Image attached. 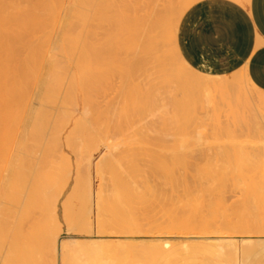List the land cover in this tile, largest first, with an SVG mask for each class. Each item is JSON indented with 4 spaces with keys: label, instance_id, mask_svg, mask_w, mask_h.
<instances>
[{
    "label": "bare ground",
    "instance_id": "6f19581e",
    "mask_svg": "<svg viewBox=\"0 0 264 264\" xmlns=\"http://www.w3.org/2000/svg\"><path fill=\"white\" fill-rule=\"evenodd\" d=\"M60 1L61 0H39L38 7L36 8L40 9L42 12L37 14V11H35L36 13H34L33 11L32 16L28 18V15H30L28 13H30V11L27 13L25 11L27 7H28L27 11L31 7V6H28V3L30 2L26 3L27 6H25L26 7L25 10H22L21 8H23V6L21 7L22 4L20 5V2H19V5L21 8L16 5L18 3L15 4L14 0H0V19H1L0 23L1 22L6 23L4 25L2 23H1L2 25L0 24V27L2 26L5 27L6 25V27L4 28L5 30H2L0 28L1 29L0 30V40L7 44V46L4 47V45H2V43L0 42L1 43L0 45L3 47L2 51L4 48H6V50L4 49L3 52L5 51L11 52V50H13V47H14L13 44H15V47H16L15 51H17L16 45H18L17 44L18 41H20L23 37L22 34H19L20 32L19 30L22 28H19L18 30L19 32L17 33V32H14L15 30L13 31L14 27H12L10 30L9 26L7 25L16 26L23 22V25H25V27L23 28H26V25L30 22L29 27L32 28V25L36 23V21H38L37 24L40 23L38 26L42 24L40 26L41 28L45 26L44 28L48 29V27L51 26L52 23L49 24L48 22L46 23V21H48L49 17L52 18L53 15L56 16L57 8L59 10L61 9ZM69 1L72 2L73 0H69ZM162 1L163 0H115L111 2L110 0H98L97 2H94V0H79V4H75V2H72V5L74 4L76 5V7L77 5L79 7L83 6L81 8L77 7V9L74 8L75 6L73 8L76 10L82 9V11L84 9V11L81 14V19L83 21L85 20L84 24L87 23L88 18H89V15L87 13L88 11L86 10L85 12V8L90 9L93 6L95 8V11H94L95 15L97 12L98 16L100 15L99 17H101V19H102V16L105 15L103 12L104 10L106 11L110 10L111 12L114 13L112 18L114 17L113 22L116 23L117 26H120V32H119L120 36L118 38V41L122 45L121 47L122 52L120 54L122 56L119 55V59L121 60V63L123 64H120L119 66L122 69L121 72L124 75L125 83L127 84L126 91L129 92L132 98L133 97L135 98V100L134 98L132 100L134 102L136 101L137 103V104L133 103V106L136 105L134 107V109L136 110L135 112H137L138 110L137 106H139V108L146 109L149 107L156 106L158 102L157 96L155 94L156 90L155 91L153 90L154 91L153 92L149 90L148 88L143 87L141 82L136 80V75H137L136 72L139 71L138 69L140 68V66H142L141 62L144 57L143 55H147V56H151L153 54L155 55V52H158V50H162L161 49L162 47L160 46V44L162 43V38H165L166 41L171 44V46L173 47L172 48L173 54L172 52L171 54L173 55V58L176 61V65H177L175 67L176 69L173 70V73L171 76H174L177 79V86H178V91H179L178 95H180V97L176 95V96H172L171 101L168 100L170 103V104L168 103L170 106L168 107V109L171 110V111L170 110L169 111L167 110V111L170 112L168 113V115L170 116L169 118L170 126L169 127L171 128L170 129L171 133L169 131L168 132L170 133L172 145H173L172 164H170V157H168V161L164 160L166 164L164 163V161L162 164H165L166 167L163 169H161L160 167V170H162L161 173L162 174L165 173L173 181L174 190L177 189V186L178 187L180 186L181 183H180V180H178V177L176 174V164H178V159L179 157H181V155L185 154L188 148H190L193 144L199 142L202 139V132L200 130H190L188 126V122L196 119L197 114L199 113L198 111L199 108H204V107L218 108L220 107L223 109L222 113L224 114L222 115L225 116V119H224L225 124L221 125L220 126L221 131L219 130L217 132L221 133L220 134L222 136L221 138L225 143L222 150H223V156L225 157V161H226L225 164H227V166L224 167L222 171V181H223L222 186L223 187L227 186L224 183V180L228 176H231L232 179L234 180V183H237V184L232 185L233 187L235 186L232 189L236 190V187L238 189L239 186L237 185L239 183H242L243 181L244 183H242L241 185L244 184L243 186L244 187L246 186L245 187L246 189H244L242 186V188L241 189L239 188V190L240 191L242 189L247 190L246 192L244 191L245 200L247 199V201H250V199L253 198L255 201H258L260 207L262 208V209H259L260 210L259 217L262 216L263 218L262 219L260 218L261 221L254 226V229H251L253 227L250 225L251 223L248 224V222H246L245 224L244 223L242 224V221H241V224L240 223L236 224L233 221L232 215H230L231 213L230 214L227 213L225 206L221 205L223 206L221 207L218 202L215 203V201H212L213 202L212 205H206V204L204 205L205 202L204 203L202 202L203 205L201 203L199 205V202L202 199L200 198V196L204 197V193L200 194L199 192L203 191L204 185L202 184V182H198L196 186L194 185L192 186L193 189L194 187H196L194 190H192V187L190 185L189 186L184 185L183 188H184L185 193L183 195V198L180 199L181 196H179L180 200L178 199L179 200L178 202H176L173 199V201L175 202H173L174 203L173 207L170 209L171 211L170 213H172L171 214L172 218L170 215V218L172 220L170 221L172 223L173 228L179 231L180 230L182 231L200 230L199 231L200 233L203 232L206 234L204 235L203 234H200V235L193 234V235H190V237H182L183 240L188 239L190 242L189 241L187 242L185 240L175 242V240L172 241V238L170 237L158 238L155 240L150 239L151 242H148L145 246L143 245L142 248L140 247L141 249L139 251L135 250L136 254H134L135 256L134 258L130 255V251H128L126 244H125L126 246L122 245L118 247L114 244H111V242L110 243L106 242L105 238H100L95 235L93 237H87L85 239H82V238L80 239L79 237L74 236V235L69 236L67 239L65 238L62 239L63 237L61 238L60 234L58 235V232H60L59 230L60 227L58 226L59 228L57 230L56 228L57 226L55 225L56 220L54 221V220H51V218H47L46 217L47 215L45 216L46 218L43 217V219L45 218V220L41 219L37 221L36 223H34V228H32V230H26L27 228L25 224L26 218L32 208L40 207L44 211H47V210L50 211V209L52 210V207L54 206L56 207V204L58 203L60 196L64 193L66 189L65 184H66L68 175L73 170L70 160H67L70 158L67 157V159H63L61 161V156H59L60 160L59 159H56V160L57 161L59 160L61 163L59 162L58 164V162L56 161L58 165L56 164L57 167L55 168L53 166L54 163L52 164L53 157L49 158L50 156L48 155L49 151H47L49 144L55 143L54 146L59 145V144H56L57 142L56 137H53V138L50 137L49 139H47L48 138L47 129L49 126L48 122L50 120L51 121L53 120L51 119L52 118L51 115L49 116V114H51L52 112V109H50L51 110L50 112V110L47 108L48 105L50 104H48L47 102V107H45L46 109L49 110V113H48L46 109H42V108L40 109L38 107L39 106L38 104L36 105L34 102L31 101V99H28L29 96H32L29 94L30 92L28 93V88L30 87V84H32V82H35V85L33 86H35L36 89L38 88V92L43 95L42 98H40V102L42 101L43 104L45 100L52 102L54 100V97L60 94L59 95L60 103H61L60 107L61 109H63V112H60V114L56 112L57 113L56 114L54 111V113L56 114V119L54 121L57 123L53 121L54 122L53 125L54 124L55 125L54 127L52 125L51 133L53 135L57 133V137L58 135L61 136L60 134L62 130H64L63 126H65V124L67 123L66 121H68L67 118L72 116L73 113H75L71 111L72 109L71 110L68 109V107L69 105H71V108H72V105L74 107V105H76L75 103H77L74 100L76 95L73 94L74 92L77 91L76 89L77 87L75 88V85L77 83L76 81L72 82V80H74L75 77L74 78L72 77L73 79L69 81V79L71 78L70 77L67 79L68 84L67 85L65 84V87L62 84V86L65 89L61 91L62 86L60 88L59 85H61V82L63 83L64 82L63 80L66 79L63 76L64 75L66 76L67 75L66 73L68 71L64 67V69L66 70H64V73L62 72L61 68L63 66L61 65L59 60H57L59 64L56 63L57 62L56 60L54 61L56 64L53 62L52 72L46 78L44 76H41V74L40 75L35 74L36 70L33 71L32 68H35L36 65L39 63L38 61L41 59V53H40L41 50L39 49H41V47H43L42 45H44V43H42L44 41L43 39L42 42L39 40L40 43L42 44L38 43L37 46L35 44L30 47H28L27 45H23L25 46V49L26 47L29 48L27 49L28 52L30 51L28 53L30 56L28 55L29 57L27 58V60L25 59L27 61L26 66H28L29 69L31 68L30 71L32 70V72L29 73L30 75L29 74L24 75L22 76V78L20 77L21 79H19V77H16V79L18 78L17 79L18 81H14L15 78L10 76L13 80V82L12 80H11V83L9 82L11 86L10 87V86H7L9 85L8 84L9 80L7 81V78L6 79L4 78V76H6L7 73L5 72L6 74H4V76H3V73L0 74L2 76L0 77V82L2 84V85L0 84V93H1L0 95V158H1L0 162L1 160L4 161L5 158L8 159L7 168L5 167L7 174L4 176V178H1V185H2L1 193H2L3 199L5 200L3 201L6 202L5 203L6 205L3 206L4 205L3 201L0 199L2 201L1 204L3 206V209L2 208L1 209L2 211L4 210L2 213H0L2 214V216H0V264H58V261H57L58 256L61 258V261H62L60 262L61 264H264V235H261V236L249 235L250 233L254 234L258 232H260L258 234H262V233L264 234V214L263 215L261 214V210L262 212H264L263 211L264 210V91L258 88L252 82L249 75L244 70L235 71L231 74H218V73L212 74V73H207V72L198 70L194 68L193 66H191L182 56L180 49L178 47L177 39H178V30H179L180 21L184 13L195 2H197V0H183L180 6V9L177 8V10H179L177 13L174 12L173 8L170 6V4L172 5V3L165 4V2L163 3ZM35 2H37V0ZM31 4H32V1H31ZM58 4H60V7H57L59 6ZM52 7L56 8V10L51 9ZM9 8L10 9L12 8L13 10L11 9L12 11H8ZM52 10H54V12ZM78 12L81 13V11H78ZM106 16H109V15H106ZM72 17L73 16H70L69 21ZM109 18L111 17L109 16ZM90 19L92 20V18ZM96 19H97V16H96ZM26 21L27 23L25 24ZM53 21L54 19L52 20V22ZM72 21L70 22L72 23ZM41 22H44V24L46 23V25L49 24V26H46ZM78 24L81 26L82 23L81 24L78 23ZM36 26L37 25L35 26L33 25L34 29L33 28L32 29L34 31L32 29L31 31H29L30 29L29 27H27L26 30L29 29L27 32L28 33L32 32L33 35H35V32H37L35 31ZM84 29H85V26H84ZM23 30L24 29H22V31ZM26 30H24L23 32L21 31L20 33H27L25 32ZM89 30H91V28H89ZM89 30L86 29L85 30L86 32L84 31V33L87 35H85L82 40V42L84 43L83 47L81 44H79L80 45L79 46L77 43H76V46H74V44L71 45L69 43H73L72 41L70 42L72 38L69 40L68 46L69 45L70 46L69 47L67 46L69 48V49L67 48L68 49L67 53L68 52L70 53H68L69 54L68 56H70L71 58L74 57V55L73 56L71 55H72V52L73 54L74 52H76L75 48L76 47L79 48V52H80V47H82V50L80 52L81 55L79 54L80 57L78 58V56L75 55L76 58L79 59L78 62L75 61L76 62L75 63L73 61V63H75V65H77L78 68L79 66H81L80 69L83 70V73H85V75L87 76L94 71L93 69L100 70L101 67H103L102 69L103 70L105 69V70L104 71L101 70L103 72L99 71V73L97 74V77L98 75H100V72L102 73V76L104 74H107V72L110 75V73H112L114 69L113 68L112 71L109 73V71L111 70V66H114L113 61H116L118 58V56H116L115 54H118V53H114L115 48L112 45L113 43L111 44L112 47L111 46L107 47V49L104 47V49L107 52V55L109 56L107 57L108 59L106 58L107 59L106 60L104 59L107 56L105 50L102 48L104 52L102 51L101 55H99L100 50L102 49L100 50L99 48L97 49V45L95 46L94 44V46L96 47V50L98 51V54L97 52L96 53L94 52V53L97 54L99 58L101 56L103 57L104 61H107L108 64L102 60L104 64L106 63L107 66L108 65L110 66V70H108L109 67L105 65L100 66L99 63L102 61H100L99 58L97 59L95 55L91 53L93 50L92 48L94 47L93 46L94 42L91 43L92 44L91 46L93 47H90L88 46V43L90 44V42L92 41V40H89L91 38L88 39L89 42L86 40L89 36H91L92 39H94L93 32L91 33V31L89 32ZM48 31L50 30L48 29ZM75 32H78V29ZM39 33L40 31L38 32V34H36V36L39 35ZM89 33H91L92 35L90 34L88 36ZM51 34H52V31H51ZM80 34H79V37H80ZM50 35L49 34L47 35L49 36V38L45 36L47 41L50 39ZM64 36H66V34ZM34 37L35 36H33V39H35ZM110 39L107 40L106 43L100 44V45L107 46L108 41L112 42V40ZM46 40L44 42H46ZM22 44H20L21 47H22ZM73 46H74V49L71 50L70 48H72ZM89 48H91V50ZM67 49L65 48V50ZM18 50L20 49L18 48ZM110 52H112V54ZM113 54L116 56V58L115 56H113ZM124 54H125V58H128L129 56L133 55L132 60L127 61L126 59V61H124V57H123ZM159 54L160 53L158 54L156 53V55H159ZM6 56L8 57V54H6ZM57 57L59 58V56ZM81 57L84 59L82 60ZM90 57H93V58L90 59ZM111 57H114V60ZM155 57L156 59H158L157 58L158 56H155ZM151 58H154V57H151ZM14 59H12L11 61L12 64H13ZM93 59H97L99 63L96 62V60L94 61ZM119 59L116 61V63L120 62ZM156 59H153V60H156ZM90 60L92 64L90 63ZM153 60L150 61V63H152ZM1 61L2 60L0 59V62ZM79 61L81 63H79ZM94 62L98 63V64L95 63V65L99 66L98 67L99 69L93 64ZM4 63L5 61L2 62V65ZM157 64L158 63H156V66ZM4 65H5L4 70L5 69L7 70L6 67L9 68V66L7 65H10V64L5 63ZM59 65H61L60 68H59ZM91 66L92 68L94 66V68L92 69ZM158 66L162 67L160 64H158ZM0 67L3 68V66H0ZM12 67L13 66H10L11 69L14 68ZM56 67L61 72L58 73ZM106 69H107V72H106ZM13 72H14V69L11 73ZM94 74L96 75V72H94ZM68 75L73 76L69 74V72H68ZM168 75H169L168 73H167V77L166 75L165 76L163 75L164 79L166 77L168 80L169 79ZM102 76L100 75L99 79ZM104 76L102 78H104ZM1 78L4 79V81H2ZM4 82L6 84H4ZM74 82L75 84H73ZM6 86L7 88H5ZM33 86L32 88H34ZM153 87L154 86L152 85V89ZM8 90L9 91L12 90V92L11 91L9 92ZM13 90L16 92V94H14L15 92H13ZM34 90H32V92ZM7 91L11 93L12 95H10ZM4 94H7L8 98L9 96L10 97L12 96L13 99L10 98L11 100L9 101L8 99L6 100L7 97H5ZM13 94L14 96L18 94L19 95L17 96V98H14ZM125 94L128 97L130 96L128 93H125ZM3 96L4 98H2ZM33 96H34V93H33ZM71 97L73 98L72 100H71ZM83 97L82 99L85 100L86 97L85 98ZM1 98L3 99L2 101H1ZM71 101L72 102L75 101V103L73 102L72 104ZM87 101H84V102H87ZM119 102L121 103V101ZM12 103H15V104L17 103L18 104L17 108H19L18 106H20V108L22 109L19 108L15 112H13V110L11 109L10 111L12 112L10 111L7 112V110L5 109L6 106L8 105V108H9L11 107L10 105H14ZM50 106H52V104ZM3 108L5 109L6 112H4ZM14 108H16V106H14ZM75 108H78V107L75 106ZM89 108H86V109L89 110ZM125 108L126 107H124V109ZM69 110L70 112H72L70 115H69ZM55 114L53 115L54 117H55ZM118 115L120 117V114ZM49 117L51 118L49 119ZM78 117H76L77 119H75L74 117L75 121L76 120L77 121L74 122V119H73L74 124L72 125V128L75 125L74 126L75 128L73 129H76L77 131L75 130V132H79L82 136L79 133L78 134L82 138H79L80 136H78L77 133H75L74 130L71 128L70 129L72 131L70 130L71 132H69V135L70 134L72 135L74 133L73 135L76 134V136L72 135L74 139L78 137L79 140L84 139V137L86 136L87 138H91V135H89L91 133L88 132L90 131L88 129H92V128L87 127L88 124H86L85 120L84 122L82 121V117L85 118V115H82V117H80L81 119H78ZM115 118H117V116ZM63 120H65L64 122L65 124L63 125V122H62L61 124L62 129H60L59 127L61 123L60 121H63ZM17 123L18 125L21 124V126L22 125L26 126L27 124L30 123L31 127L29 128L28 133L32 137V140L33 139L41 140L44 137H46L47 139V140L45 139L46 141L44 140L45 141V144L43 143L44 147L42 146L43 150H42L41 158L35 157L36 154L34 155L35 162H33L34 158L32 157H31L32 159L28 158L32 155L31 153L33 152V150L31 151V149L28 148L27 144L28 143L31 144L32 140H29L31 142H27V144L25 143L26 141L24 140L25 142L21 141L19 142V145H16V144L10 145V138L12 140L14 137H12V135H5V133H7V129L5 128L9 126L11 127V129L8 132L13 131L15 129L13 124H17ZM3 129H5L6 131ZM92 130L90 132H94ZM101 132L102 131L98 132L100 138L97 136L99 138V141L97 142L93 141L94 142L93 143L92 140H87L85 138V140H87L88 143L85 146L83 145V143H81L84 147H82V145L76 146L78 148L80 147L81 149L80 148L77 149V151H80V154H79L80 157H79V160L77 159V162H76L77 165H75L77 174L75 177L74 188H73V191L71 192L70 197L69 196L64 197V200H63V204L65 205L69 203L71 198L73 197L77 198L80 201L81 208L80 210H78L79 219L77 218L76 219L82 220L84 222V225H86V228H87V232L89 233L91 232L90 228H92L93 223H94L93 222V210L94 209H96L95 211L96 221L95 222L101 230L102 228L104 229V227L111 225V222H109L110 220L112 221L113 225L117 221L120 220V218L122 217V213L126 212L127 206L125 204L127 202L130 203L131 200L132 202L133 200L135 201L140 195H141L140 197H144V193L142 190L138 191L134 186L131 185L130 178L132 175V170H130V168L132 167L128 165L131 162L130 161L131 158L128 156H131V155L127 154L128 156H125V157L130 158L129 162H126L127 160L124 159L125 157L124 158L122 157V159L121 157L119 158L117 154L114 153L115 149L119 148V144H114L113 140L110 141L109 138L111 136H109V133H107L108 135L107 134L100 135ZM15 133L13 132L12 134H15ZM169 133H167L166 135H168ZM104 135L105 136L107 135V136L105 137ZM242 136L243 137L245 136L246 138L241 140L240 137L243 138ZM250 138L254 139L253 140L254 143L253 141L250 140ZM111 139L113 138L111 137ZM41 142H43V140H41ZM95 143H97V145ZM101 143L106 148V151H105L106 153L104 152L101 155L100 159L95 162V154L92 151L94 148H96L95 146H98ZM93 144L95 145L94 148H93ZM69 146L70 144H68V147ZM74 146H70V147L72 148ZM123 146H126V145L124 144ZM127 147L130 148L127 145L126 149ZM72 149L76 150L75 147ZM136 151H138L137 148H136ZM78 153L76 155H78ZM104 154H107V155H104ZM118 154H121V153H118ZM135 154L133 156H135ZM119 156H122V155H119ZM36 158H37V161H36ZM49 159H51L52 161V162L50 161L51 164L49 163ZM122 161L126 163L123 164L121 163ZM1 164H4L6 166V161L4 163L2 162ZM1 166L3 167V165ZM124 166L130 167V168L129 169L127 168L126 170ZM136 169L137 168H135V170ZM94 171L97 175L99 174L101 175V177H105L103 178V180L106 178L109 179L108 180L109 186H108L107 192L102 188L95 189L94 178H93ZM0 177H1V174H0ZM146 189L151 191L150 187ZM235 190L233 191L231 190V192L229 191L233 195V197L231 196L232 198L236 197L234 194L238 195V190L236 191ZM238 197L239 196H237V198ZM204 199L206 200V198ZM204 199L202 200L205 201ZM236 200L239 201L240 199L239 200L236 199ZM208 202L209 201H207V204ZM244 202L247 203L246 201ZM201 205L203 206V208H200ZM208 206H211L209 207L211 209L209 218L207 217L208 216L207 213L210 210ZM213 206L215 207L214 208L215 210L213 209ZM222 208H224L225 210L223 209L221 211ZM203 209L207 211V213L206 212L202 213V211H204ZM218 210H219V213H218ZM229 210L233 211V208ZM239 210L241 211V209ZM49 213H46V214H49ZM105 213L108 214L107 216H110L109 221ZM103 214L105 215V217H107V220L103 219L105 217L101 218ZM219 214L221 215V217L219 216ZM254 217H253L254 220H253L252 225H254L255 219L258 218V217L257 218H254ZM69 227L70 228L68 229L73 230L72 226H69ZM236 228L238 229V231L241 230L247 235L237 237L235 235L228 234L229 230H234ZM225 229L228 230L227 234L223 233Z\"/></svg>",
    "mask_w": 264,
    "mask_h": 264
},
{
    "label": "rangeland",
    "instance_id": "374dc122",
    "mask_svg": "<svg viewBox=\"0 0 264 264\" xmlns=\"http://www.w3.org/2000/svg\"><path fill=\"white\" fill-rule=\"evenodd\" d=\"M16 1L17 0H14L15 4L18 3V4H16L18 7H20V5L22 4L21 7L23 6V8H24L23 9V8L20 7L22 10H25V8H26L25 6H27L26 3L30 2V3H28V6H31L30 8H32V9L29 8V10L27 11V8H28L27 7L26 11H25L26 13L30 11V13H28V14H30V15H28V18H30V16H32V14H33L32 12L33 11H34V13H36L35 11H37V14L42 12L40 9L36 8V7H38V4H39L38 1L39 0H37V2H35L36 0H34V1L33 0H28V1L25 0V2H24V0L23 1L19 0L17 2ZM20 1H22L23 3L20 2ZM31 1H32V4H31ZM97 1L98 0H94V2H97ZM110 1L113 2L115 0H110ZM182 1L183 0H166V1L163 0L162 2L163 3L165 2V4L172 3V5L170 4V6L173 8V11L177 13L179 11V10H177V8L180 9ZM19 2H20V5H19ZM72 2H75V4H79V0H73ZM72 2L69 1V0H61L60 1L61 7H60V4H58L59 6H57V7L61 8L60 10L58 8L56 10V8H54L55 6L51 8V9H55L57 11V13L60 12V13H58L59 15L56 13L57 17L55 15H53L52 18L49 17L50 19L48 18V21H46L44 19L46 21V23L47 22L49 24L52 23V25L49 26V24L46 25V23L44 24V22H41L44 25L49 26L48 29L50 31H48V29L44 28L45 26L44 27L42 26L43 28H41L40 26L42 24L40 26H38L40 24V23L37 24L38 21H36V23L33 22L34 26L37 25L35 27V31H37V32H35V35H33L32 32H29L31 34H29L27 32L29 29H30L29 31H31V29L33 28V25H32V28L29 27L30 26L29 25L30 22L27 24L28 26L26 25V28H23V27H25V25H23V22L21 24H19V25H16V26L7 25V26H9L10 30H11L12 27H14L13 31L15 30L14 32H17V33L19 31L21 32L22 29L26 30L27 27H29V29L25 31L27 33H20L19 32V34H22L23 37H22V39L20 41H18L17 44L20 45L23 42H25V43L22 44V47H21V45L20 46L16 45L17 46V51H15V48H16L15 44H13L14 47H13V50H11V52H8V51L3 52L4 49L6 50V48H4L3 51H2L3 47L0 45V47H1L0 48V59L2 60L0 62L1 63L0 66H3V68L0 67V74L3 73V76H4V74L7 73L6 76H8V77L4 76L5 79L7 78V81L9 80L8 81L9 85H7V86H10V83H11V80H12L11 77L15 78L14 81H18L17 80L18 78L16 79V77H19V79H21L22 76L28 75L30 72H32V70L33 71L36 70L35 71L36 75H40L41 74V76H44L46 78L52 72V68H53L52 65H53V62L55 60L56 61L59 60V62L63 66L62 67L63 69L61 68L63 73H64V70L67 69L69 74L73 75V76H69L68 72L65 71V72H67L66 73L67 75L66 76L64 75L63 77L66 78V79L63 80L64 81L63 83L61 82V85H59V87L61 88L62 84L65 87V84L66 85L68 84L67 79L70 78V77L71 78L69 79V81L72 80L75 77L76 79L74 78V80H72V82L76 81V83H77L75 85V88L77 87L76 88L77 89V91H76L77 93L76 92L73 93V94L76 95L74 100L77 103H75V101H73L76 105H74V107L72 105V108H71V105H69L70 108L68 107V109H70V110L72 109L71 111L75 112V113H73L72 116L68 117L70 119L67 118V120L69 122L66 121L67 122L66 124L64 123L66 119L63 120V121H60L61 122L60 125H59L60 129H62L61 128L62 127L61 126L62 122H63V125L65 124V126H63L64 130H62V132L60 134L61 136L58 135V137H57V133L54 134L55 136L51 133L52 132L51 131L52 130L51 127H52L53 123L55 122L54 120L56 119V114L57 113L60 114V112H63V109H61V107H60L61 106L60 96H59L60 94L56 95L54 97V100L52 101L53 103L51 101L45 100V102L43 104L42 101L40 102V98H42L43 95L38 92V88L36 89L35 86H33V85H35V82H32V84H30V87L28 88V93L30 92L29 93L30 95L33 96V93H34L33 98H32V96H29L28 99H31V101L34 102L36 105L38 104L39 105L38 107L40 109L41 108L42 109H46L45 107H47V102L50 105L52 104V106L48 105V107H47L49 110L52 109V112H53V114H52V112L50 110L51 114H49V116L51 115L52 118L49 117V119L51 118L53 120L52 121L50 120L51 122L50 121L48 122L49 126H48V129H47V135H48L47 139H49L50 137H52V138L56 137L57 138L56 144H59V145L54 146L55 143L54 144L53 143L49 144V146L47 148V151H49L48 152L49 154L47 152L46 153L48 155H50L49 158L53 157V162L51 161V159H49V163L50 164H51V162H52V164L54 163L53 166L55 168V167H57L56 166V164H57L56 163V161H57L56 159L60 160L59 156H61V161L63 159H67V157H68L70 159H67V160H70V163L72 165L73 170L68 175V178H67V181H66V184H65L66 189H65L64 193L60 196L59 201L56 204V207L55 206L52 207V210L50 209L51 212L49 210H47V211H49L52 214H50L47 211H44L40 207L32 208L30 210L27 218H26V223H25L26 227H27V228L25 227L26 230H32V228H34V223H36L37 221H39L41 219L45 220L46 217L47 218H51V220H54V221L56 220L57 221V222L55 221V223H56L55 225L57 226L56 227L57 230L60 227L59 228L60 232H58V235L60 234V237L61 238L63 237L62 239H64V238L67 239L69 236H72V235L77 236L80 239L81 238L85 239L87 237H93L95 235V236L100 237V238H105L106 242H109V243L111 242V244H114V245H116L118 247L122 246V245L124 246L126 244L127 246L126 245L125 246L128 248V251H130V255L134 258L135 257L134 254H136L135 250L139 251L143 247V245L145 246L148 242H151L150 239L151 240H155V239H158V238L170 237V238H172V241L175 240V242H177V241L179 242V241L183 240L182 237H190V235H193V234H195V235L196 234L197 235L206 234V233H203V232L200 233L199 232L200 230H186V231L180 230L179 231V230L173 228L172 223L170 221V220H172L171 219L172 218V215H171L172 213H170L171 212L170 209L173 207V204H174L173 202H175V201L178 202L181 198H183V195L185 193L184 192V188H183L184 185H188V186L190 185L192 187L193 185L196 186V184L198 182H202V184L204 185L203 191L199 192L200 194L204 193V197L200 196V194H199V196L202 199L206 198V200L204 199L205 201H203L201 199L202 201L200 200L199 205H200V203L202 204V202L203 203L205 202L204 205L205 204L206 205H212V203H213L212 201H215V203L218 202L220 204V206L221 205L225 206L227 213H229V214L231 213L230 215H232L233 221L236 224L237 223L241 224V221H242V224L243 223L245 224L246 222H248V224L251 223L250 225L253 226L251 229H254V226L261 221L260 218L261 219L263 218L262 216L259 217L260 216V214H259L260 210L259 209H262V208L260 207L258 201H255L253 198H251L250 201H247V199L245 200V195L244 194H245V192L247 190H244V189H246L245 188L246 186L244 187L243 186L244 184L241 185L244 182L242 181V183H239L237 185V186H239L238 189L236 187V190H238V195L234 194L236 196L234 198H232L233 195L230 192H231V190L232 191L235 190V189H232V188L235 187V186L233 187L232 185L233 184H237V183H234V180L232 179L231 176H228L224 180V183L228 187L227 186L226 187L222 186V183H223V181H222V171H223L224 167L227 166V164H225L226 161H225V157L223 156V150H222L225 143H224V141L221 138L222 137L220 135L221 133L217 132L219 130L221 131V127L220 126L225 124V120H224L225 116L222 115V114H224V113H222L223 112L222 108H220V107H218V108H213V107L199 108L198 109L199 113L197 114L196 119L191 120V121L188 122V126H189L190 130H200L202 132V139L199 142L193 144L190 148H188L187 151L185 152V154L181 155V157H179V159H178V164H176V174H177L178 180H180V183L182 185L180 184V186L179 187L177 186V189L174 190L173 189V181L165 173H163V174L161 173L162 170H160V167H161V169L166 167V165H165L166 162L165 161H168V157H170V164H172V147H173V145H172V140H171V136H170V133H171V130H170L171 128L169 127L170 126L169 125L170 116L168 115V113H170V112H168L170 109H168V107H170L169 106V104H170L169 101H171L172 96H176V95L179 94L178 86H177V79L174 76H171L172 73H173V70H175L176 69L175 67L177 66L176 65V61L174 60L173 55H172L173 54V52H172V48L173 47L171 46V44L168 43L165 38H162V43L160 44V46L162 47V48L161 47L160 48L162 50H158V52H155V55L153 54L151 56H147V55H143L142 54L144 56L143 57L144 60L142 59V62H141L142 66H140V68L138 69L139 71L136 72V74H137L136 75V80L141 82L143 87L148 88L151 91H153V90L155 91L156 90L155 94L157 96V101L158 102H157L156 106L149 107V108H146V109H142V108H139V106H137L138 107L137 109L139 110V112H138V110H137V112H135L136 110L134 109V107L136 105L133 106V103L135 104L136 101L134 102L132 100L134 97L132 98L131 95L129 94V92L126 91L127 90V87H126L127 84L125 83V79H124L125 77H124V75L121 72L122 69L119 66L120 64H123V63H121V60L119 59V55L122 52V49H121L122 45L118 41V38L120 36V33H119L120 32V26H117L116 23L113 22L114 21V17L112 18V16L114 15V13L111 12L110 10H108V11L104 10L103 12H104L105 15H103L102 19H101V17H99L100 15L98 16L97 12H96V15H95V12H94L95 8L93 6L91 7L92 9L91 8L90 9L85 8V12H86V10L88 11L87 13L89 15V18H88L87 23L85 22L86 24H84L85 20L83 21L81 19V14L84 11V9H83V11H82V9L81 10H76L77 7H79V6L77 5V7H76V5H74V4L72 5ZM73 7L76 8V9H74ZM81 7H83V6H80L79 8H81ZM11 9L9 8L8 11H12L13 10V9L12 10ZM52 11L54 12V10H52ZM78 11H81V13H79ZM106 15H109L112 19L109 18V16H106ZM70 16H73L72 17L73 19L72 18L71 19L74 22L70 19V21H72L73 24L69 21ZM96 16H97V19H96ZM54 17H56V18H54ZM74 17H76V18H74ZM103 17H105V18H103ZM90 18H92V20ZM106 18L109 19V20H107ZM53 19H54V21L52 22ZM26 23H27V21L25 22V24ZM53 23H54V25H53ZM78 23H80V24L82 23L81 26ZM2 24L4 25L6 23L3 22ZM31 24H32V22H31ZM78 25H79V27H78ZM84 26H85V29H84ZM5 27H6V25H5ZM5 27L2 26L0 28L2 30H5L4 29ZM16 27H18V28H16ZM88 27L91 28V30H89ZM19 28H22V29L19 30ZM36 28H38V29H36ZM39 28H41V29H39ZM117 28H118V30H117ZM74 29H75V31H77V29H78V32H75ZM79 29H80V31H79ZM86 29L89 30V32L91 31V33L93 32V38H94V39H92V37L89 36L91 33L88 34L89 37L86 40L88 41L89 38H91L89 40H92L90 42V44L88 43V46L93 47L94 44H95V46L97 45V49L99 48V50H100L102 48L104 49V47L107 49V47H110L111 44L113 43L112 45L115 48L114 49V53H118V54H115V55L118 56L117 60L119 59L120 62L116 63L117 60L113 61V65L114 66H111V70H110V66L106 65L107 61H104L103 57L100 56V58H99V56L97 55L98 51L96 50V47L94 46L92 48L93 49L92 52L90 51L91 48H89L90 49L89 51L91 53H93L97 59L99 58L100 61L103 60L104 62H106L105 64L103 63V61L99 63V61L97 59H93L94 61L96 60V62H98L100 64V66H102V65L104 66L105 65V66L109 67L108 68V70H110L109 73L114 68L112 73H110V75L108 74L107 69H106L107 74H104L106 77L103 75L104 78H102L103 76H102V73H101V72H103L105 70V69L104 70L102 69L103 67H101L100 70H97V69H93L94 66H93V68L91 66V68L94 71L93 72L91 71L92 73L89 74L88 75L89 77H88L87 75H85V73H83V70L80 69L81 66H79V68H78V66L75 65V63H76L75 61L78 62V60H79L78 58L81 55L80 52H81L83 44H84L82 42V40H83L84 36L87 35V34L84 33V31ZM39 31H40V33H39V35H37L38 36L37 37L36 34H38ZM51 31H52V34H51ZM41 32H42V34H41ZM44 33H46V34H44ZM69 33H70V35H69ZM48 34L49 35L51 34L50 35V39H49L50 41L49 40L47 41L46 38H45V36L49 38V36H47ZM65 34H66V36L67 35H69V36H67V38H66V36H64ZM79 34H80V37H79ZM31 35H32V37H31ZM33 36H35L34 37L35 39H33ZM63 37H65V38H63ZM81 37H82V39H81ZM40 38H42V39H40ZM43 39H44V41L46 40V42H44ZM109 39L112 40V42L108 41L109 44L107 43V46L106 45L105 46L100 45V44L106 43V41L109 40ZM39 40L41 42L43 41L42 43H44V45H42L43 47H41V49H39V50H41V52H40L41 53V59L38 61L39 63L36 65V67L32 68V70L30 71L31 68L29 69V67L26 66V62H27L26 60L30 56L28 54L30 51L28 52L27 49H29V48L26 47V49H25V46H23V45H27L28 47H30V46L35 44L37 46V44L40 43ZM67 40H68V42H67ZM69 40H70V42L72 41L73 43H69ZM103 41H105V42H103ZM0 42L2 43V45H4V47L7 46V44L2 42L1 40H0ZM95 42H97V43H95ZM42 43H40V44H42ZM68 43L71 44V45L74 44V46H76V43L78 45L79 44L82 45V47H80V52H79V48H77V47L75 48L76 52H74V54L71 51L72 52L71 56L74 55V57H72V58L70 56H68L69 55L68 53H70V52L67 53V51L69 49L68 47L70 46V45L68 46ZM91 43H93V46H91L92 45ZM61 45H62V47H61ZM65 45H66V47H65ZM45 46H47V47H45ZM74 46L72 48H70V49L73 50ZM18 48L20 50H18ZM65 48L66 49L68 48V49L65 50ZM59 49H61V50H59ZM103 49L100 50L99 55H101L102 51L104 52L105 49L104 50ZM63 51H64V53H63ZM110 51H112V50H110ZM94 52L95 53L97 52V54H95ZM105 52H106V50H105ZM171 52H172V54H171ZM75 53H77L78 55L75 54ZM110 53L112 54V52H110ZM156 53L157 54L160 53V54L156 55ZM161 53H162V55H161ZM6 54H8V57L6 56ZM75 55L78 56V58H76ZM106 55H107V52H106ZM115 55L113 54V56H115ZM57 56H59L60 59ZM116 56H115V58H116ZM120 56H122V55H120ZM155 56H158L157 57L158 59H156ZM160 56L161 57L163 56L164 58L163 57L161 58ZM169 56H170V58H169ZM107 57H109V56L107 55L104 59H106ZM123 57H124V61H126V59H127V61H129V60H132L133 55L129 56L128 58H125V54H124ZM151 57H154V58H151ZM14 58H16V59H14ZM74 58H76L77 60L74 59ZM92 58L93 57H90V59H92ZM111 58H113V60H114V57H111ZM166 58H167V60H166ZM12 59L15 60V61L13 60V64L11 62ZM67 59H68V61H67ZM83 59L84 58H82V60ZM145 59H147V60H145ZM151 59L152 60L156 59V60H153V62L150 63V61H152ZM8 60H10V61H8ZM93 60H92V62H93ZM157 60H158V62H157ZM3 61H5V63H7V64H10V65H7V66H9V68L6 67L8 71L6 69L4 70V68H5L4 64L5 63L2 65ZM40 61H41V63H40ZM73 61L75 63H73ZM80 61H79V63L82 62V61L81 62ZM59 62L57 61L56 63L59 64ZM96 62H94L93 64L95 65ZM90 63H91V60H90ZM98 63H96V64H98ZM156 63L160 64L162 67H159L158 64L156 66ZM61 65H59V68H60ZM110 65H112V64H110ZM10 66L14 67V68L12 67L14 69L13 73H11L13 71V69H11ZM64 67L66 69H64ZM96 67L98 68L99 66H96ZM91 68H90V70H91ZM161 68H163V69H161ZM56 69H57L58 73L61 72L60 70H58L57 67H56ZM160 69H161V71H160ZM101 70H103V71H101ZM99 71H101L100 75L102 76L101 77L102 79L101 78L99 79L100 75H98V77H97V74L99 73ZM94 72H96V75L94 74ZM166 72L169 74L168 75L169 76L168 80L166 78L167 77V73ZM163 75L164 76L166 75L165 79H164ZM31 76H33V75H31ZM67 76H69V77H67ZM0 77H2V76L0 75ZM98 79H99V81H98ZM1 80L4 81V79H2V78H1ZM12 82H13V80H12ZM0 84H1V82H0ZM4 84H6V83L4 82ZM73 84H75V82ZM152 85L154 86L153 89H152ZM7 86L5 88H7ZM32 86L34 88H32ZM63 86H62L61 91L63 89H65ZM5 88H4V90H5ZM80 88H81V90H80ZM34 89H36V90H34ZM29 90H31V91H29ZM32 90H34V91L32 92ZM10 91L12 92V90H10ZM13 92H15V91L13 90ZM17 93H19V92H17ZM125 93H128L130 96L129 97L126 96ZM7 94H4L5 97H7ZM9 94L12 95L11 93H9ZM14 94H16V92ZM14 94H13V96H14ZM0 95H1V93H0ZM18 95H15L14 98H17ZM82 97L83 98L86 97L85 100L82 99ZM178 97H180V95H178ZM2 98H4V96ZM2 98H1V101L3 100ZM10 98L13 99L12 96L11 97L9 96V98L7 97L6 100L8 99V101H9V100H11ZM72 99L73 98L71 97V100ZM83 100L84 101L88 100V101L84 102ZM134 100H135V98H134ZM43 101H44V99H43ZM119 101H121V103ZM73 102H72V104H73ZM88 102H90V103H88ZM218 102H219V100H218ZM126 103H127V105H126ZM12 104H14V105H10L12 107V108L9 107L10 109L8 108V105L6 106L5 109L7 110V112H9L11 109L13 110V112H15V111H17L20 108V106H18L19 108H17V105H18L17 103L16 104L12 103ZM89 104H90V106H89ZM43 105H45V106H43ZM85 105H86V107H85ZM14 106H16L17 109L14 108ZM67 106H68V104H67ZM75 106H77L78 108H75ZM3 107H5V106H3ZM89 107H91V108H89ZM124 107H126V108L124 109ZM86 108H89V110L86 109ZM5 109H4V112H6ZM20 109H22V108H20ZM48 109H46V111L49 113ZM73 109H74V111H73ZM161 109H163V110H161ZM70 110H69V115L72 113V112H70ZM124 110H126V111H124ZM54 111H55V113L56 112L57 113L55 114ZM131 111H133V112H131ZM10 112H12V111H10ZM130 112L133 113V114H131ZM136 113H137V115H136ZM166 113H167V115H166ZM54 114H55V117L53 116ZM118 114H120V117H119ZM82 115H85V118H87V119L83 118L84 116L82 117ZM101 115H103V116H101ZM116 116H117V118H115ZM74 117H75V119H77L76 117H78V119H81L80 117H82V121L84 122V120H85L86 124H88V126H87L88 128L89 127L92 128V129L94 128L93 130L92 129H88L90 131L92 130V131L95 132L94 133V132L88 131L89 133H91V134H89V135H91V138H87V136H86V137H84V139H82L83 141L79 140V138H82L81 137L82 135L79 132H75L76 129H73V128H75L74 127L75 125L72 128V125L74 124V122L77 121V120L75 121ZM73 119H74V122H73ZM87 120H89V121H87ZM119 120H120V122H119ZM55 123H57V122H55ZM13 125H14V128H15L14 130L12 128L13 131L8 132L11 129V127H9V126L7 128H5V129H7V133H5V135H12V137H14L12 140L10 138V145H12V144L19 145V142L24 141V140L26 141V142L24 141L26 144H27V142H31L29 140H32V137L28 133L29 132L28 130L31 127L30 123L27 124L26 126H23V125L21 126V124L18 125V123L17 124H13ZM54 125H53V127H54ZM20 127H22V128H20ZM219 127H220V129H219ZM70 128L73 129L74 132L77 133L78 136L81 135L79 138L76 137V139L78 138L77 139L78 141L76 139H74V137H73V136H76V134L73 135L74 134L73 133L72 134L73 136L71 134L69 135V132L72 131ZM5 129H3V130H5ZM116 129H118V130H116ZM21 131H22L23 134L21 133ZM96 131H98V132L102 131L101 132L102 134L100 133V135L109 133V136H111L113 138V139H111V137H110L109 138L110 141L113 140L114 144H119V148L115 149V152H114V153L117 154V156L119 158L121 157V159H122V157L124 158L125 156L131 155V156H128V157H130L133 160H131L128 157H125L124 159L127 160L126 162H129V159H130V161H131L130 164H128V163L127 164L129 166H131L132 168L125 167V166L124 167H125L126 170H127V168L128 169L130 168V170H132V175H131V178H130L131 185L134 186L138 191L142 190L143 193H144V197H140L141 196L140 195L138 197L140 199H138V198L136 199L135 198L136 199L135 201L133 200V202H132V200H131L130 203L127 202L128 204L127 203L125 204L127 206L126 207V212L122 213V217L114 225H113L111 220L109 221L110 216H107L108 214L105 213V215L108 217V221L111 222V225L106 226L107 225V223H106V225H105L106 227H104V229L102 228L101 230H100V228L98 227V225L95 222L96 221V212H95L96 209H94L93 210V222L94 223H93L92 228H90L91 232L89 233V232H87V228H86V225H84V222L82 220H77V219H79L78 210H80V208H81L80 201L77 198L73 197V198H71L70 202L65 205V204H63V200H64V197H68V196L70 197L71 192L73 191V188H74L75 177H76V174H77L76 173V169H75L76 168L75 165H77V163H76L77 159L79 160V157H80V155H79L80 151H77V149H79L80 147L78 148L76 146H81L82 145L81 143H83V145L85 146L88 143L87 140H92V142L93 141H95V142L99 141L100 136H99L98 132H96ZM13 132L14 133L16 132V133L12 134ZM58 133H60V132H58ZM167 133H169L168 134L169 136L166 135ZM68 135L71 136V137H69ZM2 136H4V135H2ZM85 138L87 140H85ZM244 138H246V137L245 136L243 138L240 137L241 140H243ZM45 139H46V137L41 139V140H43V142H41V140H39V139H33L31 144H29V143L27 144L28 148L31 149V151L33 150V152L31 153L32 155L30 157H28V158H31V157L34 158L33 162H35V157L41 158L42 150H43V147H44L43 143L45 144V141L47 140V139L46 140ZM250 140L253 141L254 139L250 138ZM79 141H81V142H79ZM107 141H109V140H107ZM253 143H254V141H253ZM65 144H67V145H65ZM68 144H70V146H74L75 145L74 147L76 148V150L72 149L74 147H72V148L70 146L68 147ZM95 144L97 145V143H95ZM122 144L123 145L125 144L126 146L128 145L130 148L127 147V149H128L127 150L126 146H123ZM83 145H82V147H84ZM94 146L95 145L93 144V148H94ZM95 147L97 149L94 148L92 152L95 154V162H96V161H98L100 159L101 155L106 151V148L104 147V145L102 143L99 144L98 146H95ZM136 148H137L138 151H136ZM130 149H131V151H130ZM120 150H121V152H120ZM20 151H21V149H20ZM76 151H77V153L79 152L78 153L79 156L76 155L77 154ZM129 151H130V153H129ZM54 152H55L56 155L54 154ZM118 153H121V154H118ZM135 153H137V154H135ZM134 154H135L136 157L133 156ZM34 155H35V157H34ZM104 155H107V154H104ZM119 155H122V156H119ZM137 155H139V156H137ZM55 156H57V157H55ZM37 158H36V161H37ZM2 159H4V158H2ZM6 159L7 158H5L4 161L1 160V162H0V164H1L2 162L4 163L6 161V166L4 164H1V165H3V167L0 165L1 166V168H0V174H1V177H0V199L2 201L4 199H3V196H2V193H1V190H2L1 178H4V176L7 174V171H6L5 167L7 168L8 159L7 160ZM59 160L57 161L58 164L60 162ZM134 161H136V162H134ZM163 161H164L165 164H162ZM126 162L122 161L121 163L124 164ZM159 163H160V165H159ZM139 166H140V168H139ZM154 166H156V167H154ZM133 167H134V169H133ZM135 168H137L138 171H137V169L135 170ZM93 178H94V187H95V189H101L102 188V189H104L107 192L108 186H109V181H108L109 179L106 178V179H104L105 180L104 181L103 178H105V177H101V175H99V174L97 175L95 173V171L93 172ZM106 181H107V183H106ZM242 186H243L244 189H242L240 191L239 188L241 189ZM149 187L151 188V191L146 189V188H149ZM195 188L196 187H194V189ZM194 189L192 187V190H194ZM154 190H155V192H154ZM156 192H157L158 195L156 194ZM158 192H160V193H158ZM160 194H162V195H160ZM179 196H181L180 199H179ZM237 196H239V197L237 198ZM176 197H178V198H176ZM229 197H231L232 199L229 198ZM173 199L175 201H173ZM236 199H238V200L240 199V200L237 201ZM1 200H0V204L2 202ZM243 200L246 201L247 203H245ZM4 201H3V204H4L3 206L6 205L5 204L6 202H4ZM207 201H209L211 203L208 202V204H207ZM3 206L1 204L0 205V209L1 208L3 209ZM201 206H200V208H203V206L202 207ZM223 206H221V207H223ZM209 207H211V206H208V208ZM214 208L215 207L213 206V209ZM227 208H228V210H227ZM231 208H233V211L229 210ZM2 209L0 210V213H2L4 211V210L2 211ZM223 209L224 208H222L221 211ZM239 209H241V211ZM205 210L204 211L201 210L202 213L203 212L207 213V211H205ZM234 210H235V212H234ZM46 213H49V214H46ZM210 213H211V209L207 213L208 214V216H207L208 218L210 217L209 216ZM218 213H219V210H218ZM221 214H222V212H221ZM261 214L262 215L264 214V212H262V210H261ZM9 215H10V213H9ZM11 215H12V213H11ZM103 215H102L101 218L105 217V215L104 216ZM170 215H171V218H170ZM204 215H206V214H204ZM0 216H2V214H0ZM219 216L221 217L220 214H219ZM43 217H45V218L43 219ZM107 217H105L103 219L107 220ZM253 217L254 218L258 217L257 219H255L254 225H252L253 224V220H254ZM201 219H202V217H201ZM201 219H199V220H201ZM219 221H220V219H219ZM69 226H72L73 230L68 229V228H70ZM225 230L223 231V233L227 234L228 230L227 229H225ZM258 233H260V232H258ZM258 233H254V234L250 233L249 235H253V236L264 235L263 233L262 234H258ZM228 234L235 235L237 237H241V236L247 235L244 232H242L241 230L238 231L237 228L234 229V230H229ZM185 241L188 242L189 240L186 239ZM57 261H58V264H61L60 262H62L61 258L59 256H58Z\"/></svg>",
    "mask_w": 264,
    "mask_h": 264
},
{
    "label": "crops",
    "instance_id": "0c3cea01",
    "mask_svg": "<svg viewBox=\"0 0 264 264\" xmlns=\"http://www.w3.org/2000/svg\"><path fill=\"white\" fill-rule=\"evenodd\" d=\"M177 40L194 68L244 70L264 91V0H198L183 15Z\"/></svg>",
    "mask_w": 264,
    "mask_h": 264
}]
</instances>
